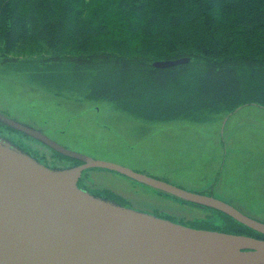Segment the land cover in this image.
Instances as JSON below:
<instances>
[{
	"label": "rangeland",
	"instance_id": "374dc122",
	"mask_svg": "<svg viewBox=\"0 0 264 264\" xmlns=\"http://www.w3.org/2000/svg\"><path fill=\"white\" fill-rule=\"evenodd\" d=\"M107 1L110 0H91L93 15L99 13L97 17L102 19L97 22L89 12L91 24L104 21L100 13L105 17L107 11L100 10ZM108 17L114 16L108 13ZM103 37L91 36L95 43L91 51L110 50L132 59L144 55L147 49L142 46L144 41L123 39L117 33L109 32ZM114 43L115 47L109 46ZM22 48L24 52L19 56L23 58L0 60L1 114L41 129L70 151L129 168L192 193L212 195L264 223V111L255 105L264 106L263 89L252 87L254 84L249 82L229 84L228 81L229 87L216 95L212 85L205 82L202 87L211 91L204 97L205 102L201 90L196 92L193 77L199 72L198 67L206 64L200 59L203 65L192 61L188 68L161 71L151 77L143 75L137 80V87L134 78L128 77L120 82L124 84L118 90L121 93L94 100L84 97L85 91L91 90L84 80L35 72L43 71V65L30 57L41 51L36 42L26 43ZM97 59L91 64L103 65ZM60 65L53 66L66 72L74 66L73 63ZM112 65L116 64L112 62ZM225 79L226 75H222L216 83ZM90 80L87 82L92 84ZM55 90L62 94L55 95ZM127 90L137 93H130L129 97ZM78 96L82 97L74 99ZM0 133L20 139L25 149H32L50 165H69L52 155L47 147L29 142V138L19 136L2 123ZM79 185L115 193L132 208L155 212L174 221L193 222L204 217L203 209L159 194L114 172L85 171ZM218 223L237 224L223 217Z\"/></svg>",
	"mask_w": 264,
	"mask_h": 264
},
{
	"label": "water",
	"instance_id": "95a60500",
	"mask_svg": "<svg viewBox=\"0 0 264 264\" xmlns=\"http://www.w3.org/2000/svg\"><path fill=\"white\" fill-rule=\"evenodd\" d=\"M189 58L155 61L169 68ZM0 123L82 162L42 164L0 135V264H264V240L187 227L78 186L87 168L107 169L181 200L218 210L264 236V223L211 196L65 149L41 130L0 113Z\"/></svg>",
	"mask_w": 264,
	"mask_h": 264
},
{
	"label": "trees",
	"instance_id": "16d2710c",
	"mask_svg": "<svg viewBox=\"0 0 264 264\" xmlns=\"http://www.w3.org/2000/svg\"><path fill=\"white\" fill-rule=\"evenodd\" d=\"M93 5L91 0H0V60L22 57V47L34 41L41 51L30 57L43 65V71L35 72L84 80L91 89L85 91V97L94 100L121 93L118 90L124 84L120 82L128 77L134 78L137 87L143 75L151 77L161 71L188 68L192 61L203 65L200 59L206 64L199 66L193 77L201 99L211 92L202 87L205 82L212 85L216 95L226 89L228 81L249 82L264 93V0H110L100 10L107 12L105 17L100 13L104 21L99 24H91L87 17L89 12L93 15ZM108 13L114 17H108ZM97 14L93 19L102 21ZM109 32L123 39L144 41L146 52L128 59L110 50L91 51L95 44L91 36L104 38ZM107 46L106 43L104 47ZM109 46L115 47V43ZM180 57H189L190 61L168 69L151 66L153 61ZM96 58L103 65L91 64ZM67 63H73L72 70L59 68ZM222 75H226L224 82L216 83ZM103 76L107 78L102 80ZM90 78L92 84L87 82ZM130 93L126 96L130 97ZM229 223L205 228L260 237L239 224Z\"/></svg>",
	"mask_w": 264,
	"mask_h": 264
},
{
	"label": "flooded vegetation",
	"instance_id": "af4514ba",
	"mask_svg": "<svg viewBox=\"0 0 264 264\" xmlns=\"http://www.w3.org/2000/svg\"><path fill=\"white\" fill-rule=\"evenodd\" d=\"M43 133H44V132H43ZM0 134H1V133H0ZM18 134H19V136L22 135V134H20V133H18ZM22 136H23V135H22ZM11 138H12L15 142H17V143H19V141H20V139L14 137V136H11ZM26 138H29V137L26 136ZM29 140H30L29 142L37 143V144H39V145H41V146H44L45 148L47 147V148L50 150V152H51L52 155H55V156L58 157L59 159L65 160V162H67V163L69 164L68 166H70V165L77 166V165L82 164L81 161H79V160H77V159H74V158H71V157H67V156H65V155H63V154H61V153H59V152L53 150V149L50 148L49 146H47V145H45V144H42L41 142H38L37 140H34V139H32V138H29ZM27 144L29 145V143H27ZM58 144H59V143H58ZM28 151H29L34 157L38 158L41 162H44V163L48 164L47 161H43L42 158L38 157L37 153L34 152L32 149L29 150V148H28ZM53 160H54V159H53ZM54 161H56V160H54ZM94 169H95V170H106V171H110V170H107V169L87 168V169H85V170H83V171L81 172L80 177H79V179H78V183H80V179H81V177H82L83 172L88 171V170H94ZM110 172H112V171H110ZM116 174H119V173H116ZM119 175L124 176V175H122V174H119ZM124 177H126V176H124ZM126 178H127V177H126ZM157 179H158V178H157ZM101 193L104 194L105 196H107L108 198L114 199V200H116V201H118V202H120V203H122V204H124V205L130 204V203H128V202H125L121 196H119V195H117V194H115V193L108 192V191H106V192H101ZM188 204H189V203H188ZM151 213L156 214L155 212H151ZM209 213H211V214L206 215V216H204L203 218H200V219H198V220H196V221H193V222H184V223L181 222V221H178V222H181V223H183V224H185V225H188V226H191V227L205 228V227H209V226H211V227H215L214 225H218V224H219V223H218V219H219L220 217L226 218L225 215H223V214H221V213H219V212H217V211H214V212L211 211V212H209ZM156 215H159V214H156ZM160 216L169 219V217H167V216H164V215H160ZM194 224H195V225H194ZM221 224H222V223H221ZM221 224H220V225H221ZM224 224H225V223H224ZM222 225H223V224H222Z\"/></svg>",
	"mask_w": 264,
	"mask_h": 264
}]
</instances>
